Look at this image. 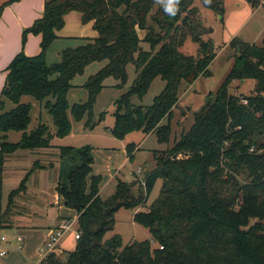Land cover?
Listing matches in <instances>:
<instances>
[{
    "label": "trees",
    "instance_id": "trees-1",
    "mask_svg": "<svg viewBox=\"0 0 264 264\" xmlns=\"http://www.w3.org/2000/svg\"><path fill=\"white\" fill-rule=\"evenodd\" d=\"M15 1L19 0L2 4L0 16ZM200 1L223 22L225 0ZM247 1L252 6L257 2ZM193 2L45 0L42 16L21 33L22 47L29 34L40 37L39 53L27 56L21 50L5 69L0 91V172L7 156L50 148L54 138L67 136L69 115L92 126L93 106L105 87L104 80L112 77L118 81L117 87H123L128 64L135 67V79L114 102L110 132L122 139L140 131L168 145L181 83L191 85L200 76H210L209 65L217 54L212 28L202 23ZM70 12L80 13L82 24L92 22L97 36L63 49L57 63L47 64V51ZM188 38L198 45L196 56L178 51ZM228 45L234 50V59L226 78L193 113L189 130L173 141L152 170L143 173L137 195L135 182L128 185L116 178L114 192L102 199L101 177L92 175L90 151H79L80 164L70 170L66 183L59 181L56 186L63 206L77 213L79 238L72 251L56 246L39 264H264V38L260 46L237 37ZM95 62L104 65L83 83L86 101L69 105L72 80ZM156 77L164 85L152 104L135 105L133 98H142ZM246 80L254 81L250 94L230 93L232 82ZM24 96L47 111L56 128L54 134L42 123L27 132L31 107L21 103ZM7 101L14 107L4 112ZM11 131L22 133L18 142H7ZM134 147L126 146L130 161ZM58 149L60 159L73 150ZM158 180L157 198L146 211H139ZM25 191L24 178L9 194V205L0 214V229L8 227L14 199ZM120 208L134 212L133 221L149 232L152 242L135 240L123 246L119 235L106 237Z\"/></svg>",
    "mask_w": 264,
    "mask_h": 264
},
{
    "label": "rangeland",
    "instance_id": "rangeland-1",
    "mask_svg": "<svg viewBox=\"0 0 264 264\" xmlns=\"http://www.w3.org/2000/svg\"><path fill=\"white\" fill-rule=\"evenodd\" d=\"M256 1L255 5L252 6L247 0H225L224 18L223 22H221L220 16L205 8L200 0H194L193 6L199 10L202 23L206 27L212 28L211 38L214 41L217 54L209 65L210 76H200L191 85L181 83L178 92V105L177 108L174 109L170 120L171 136L168 145L159 144L156 141L155 135L149 134V136L146 137V134L140 131L129 133L122 139L115 138L110 132L114 124V118L112 116L115 109L114 102L120 95L128 90L135 79V67L132 64H128L126 66L127 81L123 87H117L116 85L118 84V81L114 80L112 77H108L104 80L103 84L105 87L98 94L93 106L94 124L92 126L85 125V120L76 122L69 115V120L71 122V130L69 134L61 139L54 138L52 140L53 148L52 150H49V153H57V156L49 154V166L45 164V166L43 165L42 162L45 163L47 161L44 157L39 158V162H37L39 163V166H44L45 170H40L38 172L30 170L34 165V162H36L34 157H32V159L30 157L29 161H23L21 163L22 165L16 169L12 168L10 165L6 166L5 169H11L12 173L14 172L18 175L14 182L0 184L1 210L4 212L6 211L10 201V192L15 190L25 178V186L29 191L27 201L30 204H23L20 208H15V203H18V200L16 202L15 198L13 209L16 212L21 213L24 217L30 216L31 220L34 219V216H39L40 218L43 217L45 220L46 216L50 213V210L49 207L46 206L43 196L39 195L40 191L44 189L45 194L50 193L49 191L53 189L56 181L66 183L67 174L75 166L80 164L79 151L82 149H88L90 151V155L93 159L92 175L101 177L100 184H102V186L110 176L114 177L113 173L116 172L117 178L122 182L128 185L133 182L136 183L133 192L137 195L140 185L139 179H143L144 177L142 171L143 167L145 166L148 171L155 167L156 160L161 158L164 151L172 146L173 141H177L182 133L189 130L193 122V113L198 111L205 104L207 94L210 92L215 93L226 78L233 65L234 59V50L229 48L228 45L230 40L237 37L246 43L255 44L257 46L261 45L264 38V0ZM15 2H10V4ZM226 41L229 42L226 43ZM61 43L63 42L58 41L51 46L46 54L47 64L57 63L60 60V52L63 49L74 48L82 44V42H72L70 44ZM24 46H21L23 53ZM142 46L145 49H148L146 44H142ZM197 50L198 45L192 42L189 38L182 46L178 47V51L185 56H196ZM103 65V62L92 63L86 67L82 75H78L72 80L73 87L69 90L67 95L69 105L86 101L87 91L82 85L89 76L96 73ZM163 85L164 83L160 78L156 77L152 81L146 94L140 99L136 97L133 98L132 102L135 105H151L153 98L160 93ZM253 86L254 81L252 80H246L241 83L234 81L232 82L229 91L234 95H248L253 89ZM21 103L29 104L31 107L30 124L27 132L34 130L39 123H42L49 127V131L52 134L55 133L56 128L51 117L39 102L30 96H24L21 98ZM13 107L14 105L7 101L5 103L4 112L11 110ZM101 115H103V118L99 120ZM163 123H166V121H163ZM21 135V132H8L7 142L16 143L20 140ZM131 144H134V146L141 144V150L137 151L135 157H133V164L127 161L125 155L126 146ZM57 147H71L73 150L69 156L60 159L59 149ZM55 149H58V151L55 152ZM176 158H179V156L177 155ZM34 169L36 170V167ZM138 171L139 173L137 174L136 172ZM115 185L116 179L113 178L111 184L103 186L100 192V197L102 199L108 198L114 192ZM160 186L161 180H158L149 195L146 205L140 208L139 211L147 210L148 206L157 198ZM35 187L39 188L37 192L34 190ZM64 208L65 207L61 205L62 216L66 213V208ZM131 211L132 210L126 208H120L115 213L114 228L106 235V237L109 238L114 234L119 235L122 239L123 246H126L135 240H148L152 242L149 232L133 221ZM74 229V227H71L60 236L57 243V248L59 250L70 251L68 248L73 244L72 241H75L74 238H72L75 232ZM11 233L10 227L0 229V237H4L6 243L10 241L11 248H14V241H12ZM24 241L26 243L25 236ZM6 243L0 241V248ZM18 245L20 246L21 244L18 243ZM8 252L6 253L7 257L11 255L10 252ZM45 252L46 250L43 242V245H41L39 249V253L42 256L43 254L45 255Z\"/></svg>",
    "mask_w": 264,
    "mask_h": 264
},
{
    "label": "crops",
    "instance_id": "crops-1",
    "mask_svg": "<svg viewBox=\"0 0 264 264\" xmlns=\"http://www.w3.org/2000/svg\"><path fill=\"white\" fill-rule=\"evenodd\" d=\"M9 0H0V6ZM45 0H19L15 3L9 4L5 6L3 9L1 16H0V91L3 88L5 82L6 72L5 69L11 62V60L21 51V33L25 28H28L36 19L40 18L43 13ZM57 40L54 43L61 41V44H70L72 42L78 43L82 42L83 39L87 38H95L97 36L96 31L93 28V23L90 22L88 24L81 23V14L78 12H70L64 17V26L63 28L58 31L57 33ZM229 41H226L228 43ZM225 43V44H226ZM40 37L29 34L27 36V40L24 46V53L27 56H34L37 55L40 51ZM51 48V47H50ZM49 48V50H50ZM48 50V51H49ZM47 51V52H48ZM47 60V55H46ZM149 134H146V137ZM52 141H51V149H35V150H20L17 151L9 156L6 157L4 166L2 171L0 172V184L9 182L12 183L16 180L18 174L11 172V169H5L6 166H11L12 168L16 169L19 168L23 161H29V158L34 157L36 159V163L39 162V158L44 157L47 161L43 163V165L49 166V150H52ZM58 148V147H57ZM141 150V144H137L133 151V157H135V153ZM55 152L58 149L54 150ZM21 152V153H19ZM126 159L128 162L132 164L134 162L129 160L125 150ZM35 164V162H34ZM41 165V164H40ZM44 165V166H45ZM44 166H39L37 163L36 170L30 169L31 171L38 172L40 170H45ZM33 167V166H32ZM93 167V166H92ZM40 168V169H38ZM26 170V169H23ZM21 170V171H23ZM152 170V169H151ZM143 173L148 171L146 167H143ZM19 173V172H18ZM68 175V174H67ZM114 177H109L105 184H111L113 182V178H117L116 172L113 173ZM59 180V179H58ZM59 181L55 182V185L50 193L45 194V190L42 189L39 195L43 196V199L46 203V206L49 207L50 213L46 216L45 220L43 217L34 216V219L31 220V217H24L21 213L16 212L14 209L11 211L9 216L7 217L6 223L8 227L11 229V237L12 241H14L13 247L11 248L10 241L6 243L4 241L2 247L0 248L1 252H10V256L7 255L0 256V264H39L43 259V255L41 256L39 253V249L43 242L45 243L46 240L49 238L51 233L56 232L60 229V226L67 222L72 221L74 227V231L76 232V219L77 213L74 210L65 209L66 213L62 216L61 205H63L62 199L58 197L56 192V184ZM102 184L99 185V196L100 192L103 188ZM39 188L35 187L34 190L37 192ZM29 197V191L26 189L24 193L16 197L15 208L19 207L23 204H30L27 201ZM1 206H0V214H1ZM132 216L134 214L131 211ZM72 230V229H71ZM24 236L26 237V243L24 241ZM22 237V238H21ZM74 238V234L73 237ZM75 240V239H74ZM72 241V240H71ZM21 244L20 246L18 245ZM73 244L68 248L72 251L75 247L76 240L72 241ZM2 244V243H1ZM58 246V244H57ZM11 248V249H10ZM8 252V253H9Z\"/></svg>",
    "mask_w": 264,
    "mask_h": 264
},
{
    "label": "built area",
    "instance_id": "built-area-1",
    "mask_svg": "<svg viewBox=\"0 0 264 264\" xmlns=\"http://www.w3.org/2000/svg\"><path fill=\"white\" fill-rule=\"evenodd\" d=\"M180 157V156H179ZM137 174L139 173V171L138 172H136ZM141 179V178H140ZM139 179V184L140 185H143V179H141L140 180ZM72 225H73V222L72 221H69V222H65V223H63L61 226H60V229H58L56 232H54V233H51L50 235H49V238L47 239V241L44 243V247H45V250H46V252H45V255L47 254V253H50V252H52L54 249H55V247L57 246V243H58V240H59V238H60V236L66 231V230H68V229H70L71 227H72ZM79 238V233L78 232H74V239L75 240H77ZM0 241L1 242H4L5 241V238L4 237H0ZM162 247H160V249H161ZM6 254V252H1L0 253V256H3V255H5ZM44 255V256H45Z\"/></svg>",
    "mask_w": 264,
    "mask_h": 264
}]
</instances>
